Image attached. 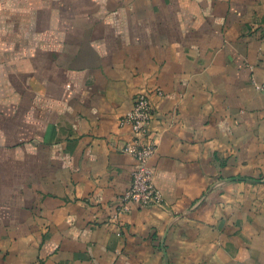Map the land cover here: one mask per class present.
Returning <instances> with one entry per match:
<instances>
[{
	"label": "crops",
	"instance_id": "crops-1",
	"mask_svg": "<svg viewBox=\"0 0 264 264\" xmlns=\"http://www.w3.org/2000/svg\"><path fill=\"white\" fill-rule=\"evenodd\" d=\"M262 85L264 0H0V264H264Z\"/></svg>",
	"mask_w": 264,
	"mask_h": 264
},
{
	"label": "built area",
	"instance_id": "built-area-1",
	"mask_svg": "<svg viewBox=\"0 0 264 264\" xmlns=\"http://www.w3.org/2000/svg\"><path fill=\"white\" fill-rule=\"evenodd\" d=\"M264 91V85L259 86ZM161 94V91L159 92ZM154 105L148 93L139 94L133 108L126 114L133 137L124 150L135 159L131 186L121 196L124 208L131 204L140 206L161 205L164 201L161 190L155 183V171L150 162L156 152V142L151 139L150 122Z\"/></svg>",
	"mask_w": 264,
	"mask_h": 264
}]
</instances>
